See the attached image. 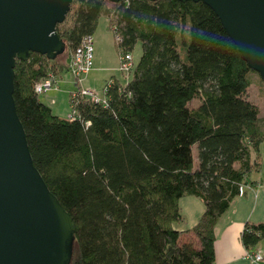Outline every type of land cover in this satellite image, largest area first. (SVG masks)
<instances>
[{"label": "trees", "instance_id": "16d2710c", "mask_svg": "<svg viewBox=\"0 0 264 264\" xmlns=\"http://www.w3.org/2000/svg\"><path fill=\"white\" fill-rule=\"evenodd\" d=\"M102 15L121 39L118 53L142 47L128 82L108 88L107 106L84 98L75 118L62 119L35 92L64 71L60 58L31 52L14 69L34 166L75 224L72 264H215L217 221L262 169L264 120L248 96L256 72L201 1L73 0L56 27L63 55ZM189 196L204 213L190 230L176 229ZM189 233L198 247L182 244ZM262 240L264 222H247V253Z\"/></svg>", "mask_w": 264, "mask_h": 264}, {"label": "water", "instance_id": "95a60500", "mask_svg": "<svg viewBox=\"0 0 264 264\" xmlns=\"http://www.w3.org/2000/svg\"><path fill=\"white\" fill-rule=\"evenodd\" d=\"M180 1L208 5L264 80V0ZM72 2L0 0V264H72L74 259L73 218L34 166L14 100L17 59L28 60L31 52L49 59L65 53L56 27Z\"/></svg>", "mask_w": 264, "mask_h": 264}, {"label": "crops", "instance_id": "0c3cea01", "mask_svg": "<svg viewBox=\"0 0 264 264\" xmlns=\"http://www.w3.org/2000/svg\"><path fill=\"white\" fill-rule=\"evenodd\" d=\"M109 31L111 30L109 29ZM63 63L65 64L64 71L57 75V89L48 92L49 95L46 97L47 103L45 104L51 108L52 112L54 110L58 112V106H60L58 99L62 98L60 93L69 94L68 100L70 103V96L75 92L73 90L69 91V89L62 90L61 88L62 82L70 85L73 83L66 78L67 75L71 76L68 71L67 57ZM111 78L106 84L115 80L122 82L119 77L114 75ZM95 79L94 77H89L87 80L84 79L83 86L81 85L82 83H76V85L79 86L78 88L95 92L96 89L93 83ZM251 181L255 183L247 184L243 189V193L232 202L226 213L217 221L215 228V264H264V262L253 263L246 259L247 251L241 242L242 230L247 222H264V177L259 175L257 178H253L251 175ZM179 205L184 217V222L180 223L182 225L180 230H190L198 223L204 213V204L201 199L189 196L180 199ZM191 235V233L188 234L193 239V235ZM257 251L264 255V240L261 241Z\"/></svg>", "mask_w": 264, "mask_h": 264}, {"label": "rangeland", "instance_id": "374dc122", "mask_svg": "<svg viewBox=\"0 0 264 264\" xmlns=\"http://www.w3.org/2000/svg\"><path fill=\"white\" fill-rule=\"evenodd\" d=\"M111 7V6H109ZM108 7V8H109ZM113 32V31H112ZM111 31H109L108 26H107V18L105 16H101L97 29L95 33L93 34V39H94V67L93 70L88 73L85 77L82 78V86H83V81L84 79L87 80L89 77H94L96 78L93 80L94 86H95V93L98 95L102 96L103 95V88L106 84V82L109 79H112L111 77L114 75L116 77H119L122 81V83H126L127 80H129L130 76L126 78V75L121 72L120 70V58H119V53L116 51L115 43L117 41V36L114 35ZM116 40V41H115ZM133 57V62L137 63L141 57L142 54V47L141 43H138L136 47L134 48L133 52L131 53ZM68 56V55H67ZM65 55L60 56V60L64 62L66 60ZM64 64V63H63ZM118 67V69H116ZM58 74L55 76L57 77ZM251 81L252 84L250 88L248 89V96L250 98V101L255 105H257L258 109H260V119L264 120V82L261 79V76L256 72L251 75ZM67 79H69L71 82H73L71 85L67 84L66 82H62V90H67L69 91H77L78 85H76V81L72 76L67 75ZM49 95V93L39 95V98L43 103H47L46 97ZM68 95L69 94H63L60 93V96H62L61 99H58V103L60 106H58V112L56 110L53 111L54 115L59 116L60 118H68L71 115V107L70 103L68 100ZM55 96V95H53ZM200 100H194L190 102L189 106L190 108H197L200 104ZM60 109V111H59ZM59 113V114H58ZM264 125V123H262ZM261 164H262V169L260 172L252 174L253 178H257L259 175L261 177H264V143L261 146ZM194 153L196 155V148L194 147ZM196 165H197V160L195 159ZM174 227L176 229H181L182 225L180 223H175ZM192 236V235H191ZM185 240H183L182 244L190 243L191 245L198 247V242L194 238L189 237L188 235L184 237Z\"/></svg>", "mask_w": 264, "mask_h": 264}, {"label": "built area", "instance_id": "2783aa9c", "mask_svg": "<svg viewBox=\"0 0 264 264\" xmlns=\"http://www.w3.org/2000/svg\"><path fill=\"white\" fill-rule=\"evenodd\" d=\"M117 41L121 42V39L117 37ZM120 58V70L126 75V78L129 77L134 69V62L131 53L121 51L119 53ZM67 66L70 75L74 78L76 83H81L82 78L85 77L88 73L93 70L94 67V39L93 35H86L82 38L79 45L72 49L67 56ZM81 81V82H80ZM113 81L108 82L103 88V95L100 96L94 91L78 88L77 91L71 94L70 96V107L71 115L69 119H73L78 115L77 110H75L77 104L81 99H89L94 103H101L104 106H107L108 101L106 93L108 88ZM128 80L126 81V83ZM57 89V77L53 74H50L46 79L38 82L35 86V92L38 95L46 94L52 90ZM243 189L241 190V194ZM246 259L253 263H262L264 262V255L259 251H254L247 253Z\"/></svg>", "mask_w": 264, "mask_h": 264}]
</instances>
